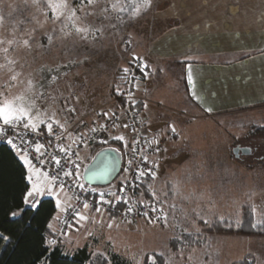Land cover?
Segmentation results:
<instances>
[{
  "label": "rangeland",
  "instance_id": "374dc122",
  "mask_svg": "<svg viewBox=\"0 0 264 264\" xmlns=\"http://www.w3.org/2000/svg\"><path fill=\"white\" fill-rule=\"evenodd\" d=\"M177 1L150 0L149 7L143 0H129L127 3L125 0H106L111 19H105L103 15L86 19L93 27L103 26V39L95 43L58 40L53 46H47L43 33L51 30L53 25L45 21L44 12L50 14V10H38L33 0H0V17H3L0 39L22 41L35 29L34 35L46 46L36 47L34 44L28 52L22 46L13 45L7 59L0 52V65H3L0 67V92L9 96L22 95L27 81L31 79L35 87L29 95L35 105L41 93L47 96L46 104L39 109V113L34 110V119L37 116L43 120L54 118L55 101L62 98L61 103H67L63 97L71 96L72 99L75 94L77 97L73 99L79 101L81 97L86 103L81 111L78 110L79 113L107 104L113 98L112 87L119 84L118 77L123 76V70L135 62L133 56L141 57L144 62L142 56L149 42L159 39L160 32L165 29L177 26L176 20L166 18V13L170 14L179 5ZM113 5L116 7L113 8ZM120 8L127 10L128 18L133 15V8L142 11L133 22L121 25L116 19ZM248 52L237 53L236 57L239 61L249 59L252 54ZM8 60H15L16 63H8ZM168 64L171 66L168 67L170 74L173 71L182 72L184 64ZM14 72L21 73L17 82L10 80ZM165 78L169 79V76ZM171 82L153 75L147 84L151 88L156 86L158 91L154 94L155 90H151L154 96L151 98L157 101L156 108L161 117L155 123L147 119L146 128L164 140V148L157 158L153 192L168 215L167 224L162 219L150 217L123 222L107 217L105 211L96 213L95 209H88L81 211L87 220L77 222L73 218L71 226L62 234L57 228V237L47 240L50 248L58 244L65 253L71 254L87 247L92 256L117 253L131 264H144L145 258L152 254L165 256L167 264H233L246 256L253 260V264H264V236L204 233L199 224V221L214 218L238 221L241 208L247 204L257 221H263L264 101H254L242 107L241 111H228L212 117L199 114V111L189 113L180 104L176 105L175 90H169L170 93L167 90L166 94L159 91ZM10 83L14 84L11 89L6 87ZM161 83L165 86L161 87ZM151 91L148 90V94ZM193 115L197 116L194 118ZM163 124H171V128L175 129L170 139L162 137ZM120 136L127 143V136ZM174 137L176 139H172ZM117 142L121 144L119 152L125 151L124 142ZM110 147L116 148L115 145ZM237 147H247L254 152L236 158L233 151ZM51 198L56 202V197ZM59 198L61 207L55 216L60 214L62 207L64 209L73 203L66 193L60 192ZM110 223L111 228L108 227ZM183 233L196 234L201 244L173 252L169 242L180 239Z\"/></svg>",
  "mask_w": 264,
  "mask_h": 264
},
{
  "label": "crops",
  "instance_id": "0c3cea01",
  "mask_svg": "<svg viewBox=\"0 0 264 264\" xmlns=\"http://www.w3.org/2000/svg\"><path fill=\"white\" fill-rule=\"evenodd\" d=\"M177 4L170 14L166 13V18L176 20L177 26L160 32L159 39H152L142 56L147 64L145 91L149 99V103L142 106V116L150 123H155L161 117L156 108L157 101L151 98L154 97L151 90H155L156 94L157 87L147 86L153 75L158 79L172 80L168 87L161 83V87H165L159 91L166 94L167 90H175L176 105L180 104L189 113L199 111V114L201 112L212 117L228 111H239L254 101H264V0H178ZM244 51H250L252 55L239 61L237 53ZM169 62L184 64L180 67L182 72L173 71V75L170 74ZM188 65L192 67L197 80V93L204 97L203 102L194 97L188 88ZM166 75L169 79L165 78ZM148 90L151 94H148ZM76 97L75 94L73 98ZM73 98L71 105L81 111L85 101L81 97L79 101ZM207 107H211L212 111L208 112ZM145 124L147 126V121ZM161 132L164 139H170L175 131L171 124H163ZM63 203L66 205L65 201ZM64 209L62 207L60 214H55L50 223L56 232Z\"/></svg>",
  "mask_w": 264,
  "mask_h": 264
},
{
  "label": "snow or ice",
  "instance_id": "6c2138e0",
  "mask_svg": "<svg viewBox=\"0 0 264 264\" xmlns=\"http://www.w3.org/2000/svg\"><path fill=\"white\" fill-rule=\"evenodd\" d=\"M37 4L38 10L44 8L50 10L49 12H44V19L46 22L50 21L53 25L51 30H45L43 35L46 37L48 45L53 46L56 41H65L72 39L74 41H82L95 43L99 39H103V26L93 27L86 22L87 17L89 16H100L103 15L105 19H111L112 17L109 14V9L106 6V0H33ZM129 2V0H125ZM145 5L151 6L150 0H143ZM116 5H113L115 8ZM147 10V9H144ZM133 15L131 18L127 17V10L125 8L119 9V14L116 16L118 23L121 25L125 23H131L141 15L140 8H133L131 10ZM3 23V17H0V24ZM43 25H41L42 27ZM115 27V25H111ZM35 29L32 30L30 34L27 35V38L22 39V41H17L16 39H0V45L7 44L8 47H0V52L5 54V59H7V54L10 51V47L13 45L22 46L28 52H31L33 45L36 47H46L42 41L34 35ZM133 61H136L139 66V71L143 73L144 78H147L148 72L147 64L142 62L139 57L133 56ZM8 63L14 64L15 60H8ZM3 65H0L2 67ZM23 67V65H21ZM124 73H129L130 69L125 68ZM21 73L14 72L11 75L10 80L12 82H17L19 80ZM135 77L133 76V79ZM55 79V77H53ZM187 85L189 90L192 92V95L202 102L204 97L198 95L197 93V80L194 77L193 70L191 65L187 66ZM9 89L14 87V84L10 83L6 85ZM35 87L34 82L29 79L27 81V88L25 89L24 94H16L9 96L7 93L0 92V137H3V140L12 147V149L19 153L20 163L23 165L25 170V181H26V192L23 196V204L30 210H38L40 198L44 196H54L56 197V206L57 209L61 207V200L59 198L60 192L70 193L74 189H83L84 185L79 183L80 179V170L78 167H75L74 161L71 159L73 153L71 152L70 147H64L57 144V150L61 155H51L47 151V146L44 143L39 142V137L47 133L48 137L54 138L56 141H60L62 137H56L53 132V124L47 123L45 127V121L43 119H34V110L38 114L39 109L36 108L35 101L31 98L29 93L32 92ZM119 94V89H117ZM41 93L38 97L42 96ZM213 95H215L213 93ZM147 107V105H145ZM208 112L212 111L211 107H207ZM66 111L68 113H74L75 109L72 107H67ZM105 119L108 118V114L104 113ZM119 120V117L116 118ZM113 127H118L119 125L114 121ZM125 128L128 127L127 124L123 125ZM63 129V126H61ZM105 126L101 125V129ZM92 132H96L97 129L94 127L91 129ZM175 129L173 128V132ZM20 139L22 145H28L31 148V151L35 153L34 156H29L27 148L18 147L15 143L13 137ZM71 135V133H70ZM35 137L36 139H31ZM79 139H83V136H79ZM112 139L120 142H124V137L120 135L113 136ZM51 143V140L49 141ZM125 143V147L129 145ZM140 144L139 140L135 138L131 144L132 157L129 158L128 164L131 166L125 168V172H131L132 167L135 168V178L133 180H127L125 178V183L119 188L121 195L115 196V200H108L105 198L106 195H115L114 193H100L99 199L96 201L95 212L102 213L101 205H109L110 207H115L117 204L123 202L124 204H129V199L125 195L126 189L135 190L140 188L141 185L146 184V178H151L155 180L157 178V171L154 170V166L150 164L148 160L147 149L142 147H137ZM115 151V149H113ZM156 151H159L157 148ZM45 155H50V161H45L43 157ZM77 158H78V154ZM61 156L64 160L62 162ZM139 156V159H134V157ZM48 163L50 168H45V164ZM116 163H119V159L116 160ZM37 164L39 167H37ZM115 166V165H113ZM158 167V166H155ZM75 168V171L72 170ZM110 173V168L106 167L99 173H92L93 177L101 176L107 177ZM71 181V183H68ZM152 197V203L148 205L149 211L155 215L157 220H164L167 224L168 215L165 212L163 206H157L156 193H150ZM79 199V197H77ZM71 206L65 207V212L69 210ZM143 207V204H141ZM175 209V205L171 206ZM83 209H89V204L87 202L83 203ZM23 211V209H21ZM133 211L131 206L125 209L126 214H129ZM145 216H148V212L142 213ZM13 216L16 215L15 212L12 213ZM75 220H87V217L82 214L80 210H75L73 212ZM226 222V221H221ZM205 224L208 223L207 220L204 221ZM238 226L243 225V221H237ZM249 223L252 228H261L264 229V221L257 224L251 219V213L249 214ZM71 226V225H69ZM49 227L51 225L49 224ZM109 228L112 227L111 223L108 225ZM0 239L7 240L3 234H0ZM148 264H156V258L153 256L148 257Z\"/></svg>",
  "mask_w": 264,
  "mask_h": 264
},
{
  "label": "built area",
  "instance_id": "2783aa9c",
  "mask_svg": "<svg viewBox=\"0 0 264 264\" xmlns=\"http://www.w3.org/2000/svg\"><path fill=\"white\" fill-rule=\"evenodd\" d=\"M142 61V60H141ZM143 62V61H142ZM129 73H123L121 77V88L119 89V94L114 96L107 104L102 105L98 108L88 110L83 113H79L71 105V96L64 98V102L61 100H56L53 106L56 107V116L52 120L45 121V127L47 123L53 124V132L56 137H62L60 141H56L52 137H48L45 132L39 137V142L44 143L47 146V151L51 155H61L57 150V144L64 147H70L73 155L71 159L74 161L75 167L80 170L79 183L84 185V188L74 189L72 192L67 193L73 203L67 212L60 218L57 224V228L60 234L66 231L68 226L71 224L74 218L73 212L75 210L86 211L83 209V203L87 202L89 204V209H95L96 201L99 199L100 193H114L115 195H106L105 198L108 200H115V196L121 195L119 188L124 185L125 178L127 180H133L135 178V168L132 167L131 172H125V168L131 167L128 164V160L132 157L131 144L133 139L140 141L137 147H142L147 149L148 160L150 164L157 166V158L164 148V140L159 138L153 132H149L146 126V119L142 116V111H139V107L142 108L144 104L149 103L145 91V78L143 73L139 71L138 63L135 61L130 67ZM133 76L135 77L133 79ZM73 96V95H72ZM75 96V95H74ZM47 101L46 94L40 96L37 99V109H42ZM67 107H72L75 109L74 113H68L66 111ZM104 113L108 114V118L105 119ZM119 117V120L116 118ZM116 122L119 126L113 127V122ZM127 124L128 127L125 128L123 125ZM101 125L105 127L101 129ZM63 126V129L62 127ZM96 128L97 131L94 133L91 131L92 128ZM71 133V135H70ZM120 134H125L127 144L129 147H125V151L119 152L121 155V166L118 175L115 179L107 186H91L86 184L82 179V174L87 166L88 161L91 156L90 153L107 143L112 139L113 136ZM83 136V139H79V136ZM18 147H24L28 149L29 156H34L35 153L31 151L28 145H22L20 139L12 137ZM31 139H36L31 137ZM51 140V143L49 141ZM0 144L8 147L18 158L19 153L14 151L10 145H8L3 137H0ZM125 144V143H124ZM159 151H156V149ZM78 154V158L77 155ZM45 161H50V155H45L43 157ZM62 162L64 160L61 156ZM134 159H139V156L134 157ZM37 167L39 165L37 164ZM46 169L50 168L48 163L44 166ZM75 171V168H72ZM71 183V181H68ZM65 193V192H63ZM125 195L129 199V204L126 205L123 202L117 204L115 207H110L109 205H101L102 211L105 212H117V219L123 222H133L141 217H150L151 219H156L155 215L149 211L148 205L153 201H146L141 198L140 189L135 190L126 189ZM79 197V199H77ZM157 203V202H156ZM143 204V207H141ZM131 206L133 211L126 214L125 209ZM157 206H161L157 203ZM88 210V209H87ZM143 212H148V216L143 215Z\"/></svg>",
  "mask_w": 264,
  "mask_h": 264
},
{
  "label": "trees",
  "instance_id": "16d2710c",
  "mask_svg": "<svg viewBox=\"0 0 264 264\" xmlns=\"http://www.w3.org/2000/svg\"><path fill=\"white\" fill-rule=\"evenodd\" d=\"M118 78L119 84L111 89L113 97L117 95V89L121 88L122 80L120 76ZM139 111H142L141 107ZM112 145L116 146L114 149L118 152L121 150L119 142L109 141L94 149L90 153L91 159L99 150ZM24 177L25 170L19 158L8 147L0 144V234L8 238L6 241L0 239V264H131L117 253L92 256L87 247L79 248L71 254L65 253L58 244L50 248L47 240L57 237V232L49 227L56 214L55 202L51 197L45 196L40 200L38 210L28 209L23 204V196L26 192ZM146 181V184L139 188L140 195L142 199L152 201L150 193L153 192V180L146 178ZM168 186L170 189L169 184ZM170 192L171 190L169 195ZM155 202L160 204L158 199ZM13 212L16 213L15 216L12 215ZM240 212L238 221H243L242 226H238L237 221L217 218L208 221L207 224L199 221V224L204 229V233L264 236V229L250 227V213L251 219L259 224L251 207L247 204ZM106 213L109 218L117 217L115 211ZM195 235L183 233L180 239L171 240L169 242L171 250L174 252L179 248H191L201 244ZM151 256L156 258V264H167L165 256L157 254ZM148 257L145 258L144 264H148ZM233 264H253V260L246 256Z\"/></svg>",
  "mask_w": 264,
  "mask_h": 264
},
{
  "label": "water",
  "instance_id": "95a60500",
  "mask_svg": "<svg viewBox=\"0 0 264 264\" xmlns=\"http://www.w3.org/2000/svg\"><path fill=\"white\" fill-rule=\"evenodd\" d=\"M114 148L108 147V148H103L99 150L92 160L89 162V164L85 167L83 174H82V179L83 181L91 186H100L104 187L109 185L115 177L118 175L120 166H121V155L120 153ZM234 156L237 158L238 156H247L250 153L254 151H250L248 148H235ZM119 159V163H116V160ZM115 165V166H113ZM106 167L110 168V173L107 177H101V176H96L93 177L91 174L92 173H99Z\"/></svg>",
  "mask_w": 264,
  "mask_h": 264
},
{
  "label": "flooded vegetation",
  "instance_id": "af4514ba",
  "mask_svg": "<svg viewBox=\"0 0 264 264\" xmlns=\"http://www.w3.org/2000/svg\"><path fill=\"white\" fill-rule=\"evenodd\" d=\"M244 148V147H243ZM247 148V147H246Z\"/></svg>",
  "mask_w": 264,
  "mask_h": 264
}]
</instances>
